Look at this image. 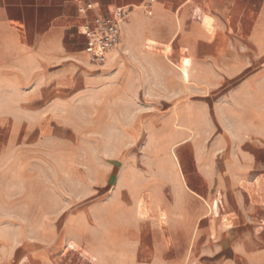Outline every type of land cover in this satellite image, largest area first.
<instances>
[{
	"label": "crops",
	"instance_id": "0c3cea01",
	"mask_svg": "<svg viewBox=\"0 0 264 264\" xmlns=\"http://www.w3.org/2000/svg\"><path fill=\"white\" fill-rule=\"evenodd\" d=\"M146 5L0 0V169L18 168L0 199L22 200L0 264H264V0ZM116 8L120 46L93 65L82 27ZM242 67L226 100L197 94Z\"/></svg>",
	"mask_w": 264,
	"mask_h": 264
},
{
	"label": "rangeland",
	"instance_id": "374dc122",
	"mask_svg": "<svg viewBox=\"0 0 264 264\" xmlns=\"http://www.w3.org/2000/svg\"><path fill=\"white\" fill-rule=\"evenodd\" d=\"M150 42H148V44L146 45L147 47H152L151 45H149ZM166 50L165 47L158 45L156 46V51L159 52L161 54V56L164 58V60L171 64H177L178 61L175 59V55H172L170 53V51L168 50V53L166 54ZM238 57V56H237ZM244 56H240V58L243 59V61H246L247 63H249V56H245V58H243ZM246 59V60H245ZM184 62V60L182 61ZM173 66V65H172ZM249 67H242L241 70H239L237 72V74L232 77V78H228L226 77L225 81L223 84H221L220 86L214 87V88H202L199 87V92H197V94H204L206 96H211L214 98V100H226L227 97L233 92V90L240 84L243 83L244 79L247 78L249 76V74L251 73V71L248 69ZM182 75V72H179ZM184 73V72H183ZM186 75V72H185ZM189 87V94H195L191 88V82L188 83ZM203 90V91H202ZM141 91V100H140V105L141 107L143 106H150L152 108V110L155 111V114L157 117H163L166 110L169 109L170 105H173V103L170 102H165L163 97H156L155 102H147V96L145 94L146 88L141 87L140 88ZM202 91V92H201ZM165 87L164 86H157L156 87V95H160L163 96L165 94ZM134 153L136 155H138L139 159H144L147 157L150 158H162L165 157V152L164 151H156V152H146L143 150H139V151H134V152H129V154ZM18 168L15 167H11V168H6L4 169H0V192H4L5 189L7 190L8 185L10 184L8 181V178L10 177V175H14L15 173H17ZM6 182V183H4ZM7 201L8 203H10V205H20V201H22L21 199H0V223H2L4 221L5 218V213H4V208H3V203ZM4 233L3 231H0V257L1 255H3V245L5 244V241L3 240L4 238ZM20 232L17 231H12V232H6V235L8 236H19ZM23 234H35V232H22ZM57 233V232H55ZM62 244H63V248L64 251H66V247L69 246V244L71 245V242H67L66 240H62ZM63 251V252H64Z\"/></svg>",
	"mask_w": 264,
	"mask_h": 264
},
{
	"label": "built area",
	"instance_id": "2783aa9c",
	"mask_svg": "<svg viewBox=\"0 0 264 264\" xmlns=\"http://www.w3.org/2000/svg\"><path fill=\"white\" fill-rule=\"evenodd\" d=\"M154 0H147L146 11L152 14ZM94 9L88 4L85 10ZM130 18V11L116 8L107 16L96 15L87 20L82 33L86 38L85 52L93 65L102 67L108 60V54L120 46L122 26Z\"/></svg>",
	"mask_w": 264,
	"mask_h": 264
}]
</instances>
